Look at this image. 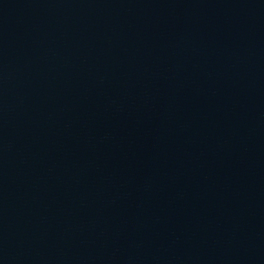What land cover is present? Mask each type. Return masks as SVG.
Instances as JSON below:
<instances>
[{
	"label": "water",
	"instance_id": "obj_1",
	"mask_svg": "<svg viewBox=\"0 0 264 264\" xmlns=\"http://www.w3.org/2000/svg\"><path fill=\"white\" fill-rule=\"evenodd\" d=\"M0 264H264V189L0 47Z\"/></svg>",
	"mask_w": 264,
	"mask_h": 264
}]
</instances>
